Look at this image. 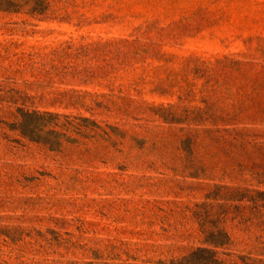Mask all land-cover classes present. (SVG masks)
Listing matches in <instances>:
<instances>
[{
    "label": "rangeland",
    "instance_id": "rangeland-1",
    "mask_svg": "<svg viewBox=\"0 0 264 264\" xmlns=\"http://www.w3.org/2000/svg\"><path fill=\"white\" fill-rule=\"evenodd\" d=\"M48 1L0 10V264H264V0Z\"/></svg>",
    "mask_w": 264,
    "mask_h": 264
},
{
    "label": "trees",
    "instance_id": "trees-1",
    "mask_svg": "<svg viewBox=\"0 0 264 264\" xmlns=\"http://www.w3.org/2000/svg\"><path fill=\"white\" fill-rule=\"evenodd\" d=\"M32 2V7L30 12L35 15H42L44 16L50 6V3L48 0H26L23 3V0H0V10L5 11H21L23 8V5L25 3ZM45 114L48 115H56L59 116L60 113H55L53 111H45ZM89 118V117H86ZM45 125L40 127V131H35L34 129H31L28 124L25 125V131L23 129V133L32 139H36V137H39L40 133L43 132ZM50 132H53V130H49ZM37 134V135H36ZM45 143L49 144L52 149H59L62 146V141L59 138L52 139V140H44ZM226 238H228L227 232H222ZM209 241H211L215 245H222L225 241H218L214 238H210ZM218 250L214 247H205V246H198L194 250H192L188 255L185 256V261L181 264H225L223 261L219 260L217 256Z\"/></svg>",
    "mask_w": 264,
    "mask_h": 264
}]
</instances>
